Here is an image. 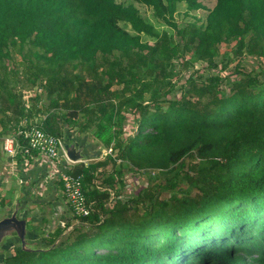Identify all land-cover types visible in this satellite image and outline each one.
<instances>
[{"label": "trees", "instance_id": "trees-1", "mask_svg": "<svg viewBox=\"0 0 264 264\" xmlns=\"http://www.w3.org/2000/svg\"><path fill=\"white\" fill-rule=\"evenodd\" d=\"M134 1L172 29L179 4L201 9L198 0ZM180 41L184 67L216 68L221 45H231L221 69L236 60L239 77L222 90L217 75L200 85L190 76L178 96L161 98L177 45L133 5L0 0V138L30 123L61 138L67 126L94 129L111 150L70 169L82 176L90 215L67 233L42 231L29 251L14 245L0 264H264V72L260 81L239 68L244 54L264 59V0H216L206 24L186 26ZM37 86L49 112L40 94L24 100ZM114 156L158 172L135 199L111 196L121 173H105Z\"/></svg>", "mask_w": 264, "mask_h": 264}, {"label": "rangeland", "instance_id": "rangeland-1", "mask_svg": "<svg viewBox=\"0 0 264 264\" xmlns=\"http://www.w3.org/2000/svg\"><path fill=\"white\" fill-rule=\"evenodd\" d=\"M115 1L117 3H120V4L125 5V6L133 5L138 10L141 18L145 22L153 25L154 28L159 33L168 34L170 36V38L172 39V41L177 45L176 47H174V45H172L173 56H172L171 64L169 67V70L172 73V77H171V79L166 80V83L170 82V84L167 85V92L168 93L163 95L164 93L160 92V94L162 95L161 98L171 99V98H175L176 96H178L182 92V89L186 84L187 78L190 76L196 77L197 80H199L197 82V85H200L201 84L200 82H202L204 79L208 78L209 76H216L217 75L221 79L224 80V83L220 86V88L222 90L227 89V87L224 85L225 81H233L239 77L237 75V73L234 72L236 60L232 61L228 65V67L221 69V68H223L222 64L227 61V58L232 57V53H231L232 46L226 45V44L221 45L220 51H219L220 54L218 57L215 58L216 68H214V67H212L206 63H203V62H198L193 67H184L183 66V62L186 61V59L188 58V54L184 53L183 50L179 46L181 44L180 32L186 26L191 25V24L196 25V26H204L206 24V21H207V16H208L209 12L211 11V9L214 7L216 0H198L199 3L201 4V9L193 11V12L186 11L185 5L179 4L177 6V11L174 14V22L176 23V26H177L176 29H172L171 27L167 26L163 22L156 19L150 8L143 6L141 4H138L134 0H115ZM121 26L126 28V26H124L123 24H121ZM142 40L144 42H148L150 45L153 44V40L151 38L143 36ZM239 68L241 69L243 76L244 75H246V76H258V77L260 76L259 77L260 81H262L263 78H262L261 74L264 72V59L254 57V56L249 55V54H244L242 56V58L240 59V67ZM34 93H36V95L40 94V98H42V100H44V103H42V106H44V110L49 112L50 108L48 109V102L45 98V94L43 93V89L40 86H37L36 89L34 90V92L31 91V93H29V94L25 93L24 100L26 101V103L28 104V100L31 98V95L32 96L34 95ZM46 111H43V113L44 112L47 113ZM135 122H136V119H135L134 113H132L130 110L125 111L124 112V123H123V125L125 128L126 136H130L131 134L134 133V130L136 128ZM66 129L69 130L67 126L64 127V130H66ZM64 130L62 131V135H63ZM93 130L94 129L86 132V134H88V141H90V142L91 141L96 142V140L94 139V136L92 135ZM72 131H76V135L78 137H83L85 135V134L79 135L77 130H72ZM8 135H10V134H7L3 138H0L1 139L0 140V151H1L0 152V158H2L1 162H0V180H1V176L3 179L6 177H10L11 180L14 182V178H12V177L16 176V173H18V170L16 168H13L12 175L7 174L8 168L10 169V167H9L10 161L7 160V156L4 154V152L2 150L3 139ZM97 144H98V142H97ZM97 144H95V145H97ZM101 148H102V151H101L102 154H101L100 160H102L105 157V155H110V154H107L108 149L103 148V147H101ZM99 150H100V148H99ZM41 160H43L41 163L43 165H45L51 172V173L47 172V174L44 175V177L46 178V181H49V179H52V177L55 178L57 176V173H58V162L53 161V160H49L46 158H42ZM112 162L115 163V165H113ZM109 163H111V164L108 165L105 173L112 174V172L114 170H116V172H117V170H120V172H121L119 175H113L114 180H115L114 181V187L112 189H110L111 196H113L115 199H117L121 202H126L129 199H135L137 194L140 192V190L142 188H144L145 186H147V184L150 182V178L156 177L158 174V172H153V171L152 172L151 171H133L127 162L118 161V160H116L115 156L113 158H111V162H109ZM6 166H8V168ZM101 178H102V176L99 175L98 180L96 181V184L98 186L104 187L101 185V181H100ZM0 192H1V186H0ZM3 194H4V192H2V195ZM7 200H9V202H7V203L10 205V208H9V206H6V204H7L6 202L0 203V220L5 218V217L10 216L11 214H15L19 219H23L22 218L23 216H22L20 210L22 208H27V206H28L23 201V199L19 198V199L14 200L13 196H11V198H8ZM52 208H55V205H53ZM58 210H62V209H58ZM46 212H47V210H46ZM63 213L61 212L59 214V216L65 217V218L69 217L71 219V221L73 219H76L72 215L71 210L69 209L68 205H66V204L64 205ZM24 220H26V219H24ZM48 221H50L49 218H48ZM27 225H28V228H30L29 230H31L33 226H31L30 223H28V222H27ZM43 229H45V226H43ZM49 229L51 230V228L49 227L47 229L46 233H48ZM10 231H13V230L8 229V230L1 233V242H2L1 244L7 242L5 245H3V247H1V250L3 253L8 251V250H12L11 248H13L14 245L19 244V241L17 238L14 242H10L16 237L13 234L12 235L9 234ZM11 236H13V237H11ZM30 240H33L32 243L35 244L36 241H39V236L37 234H28V241L30 242ZM4 254H2L0 256H4Z\"/></svg>", "mask_w": 264, "mask_h": 264}, {"label": "crops", "instance_id": "crops-1", "mask_svg": "<svg viewBox=\"0 0 264 264\" xmlns=\"http://www.w3.org/2000/svg\"><path fill=\"white\" fill-rule=\"evenodd\" d=\"M88 142L91 144H97L95 141ZM101 147L102 145L100 146L97 144V149L99 150L100 148V152L102 151ZM1 159L2 158H0V162ZM7 160L10 161H8L10 163V169L8 166H6L8 168L7 174L12 175L13 168H16L18 173H16V176L12 177L14 178V182L10 177L3 179L1 176L0 203L9 202L7 199L11 198V196H13L14 200L19 198L23 199V201L28 206L27 208H22L20 212L23 216L22 218L26 219L27 231L30 234H37L39 236V234L43 233L44 231L46 232L49 227L51 230L49 229L48 234L55 233L58 230L67 233L69 230H71L74 224H76L77 220L73 219L71 221L69 217L65 218L59 216L61 212L63 213V208L66 204L62 186L59 181L60 175L65 169V160L60 159L59 161H56L58 162L57 176L55 178L52 177V179H49V181H46L44 175L47 174V172H50V170L41 163L43 160L40 158L32 159L28 157L27 159L23 160L18 157L15 162H12V160L7 157ZM73 165L67 166V171L69 173ZM2 192H4L3 195ZM53 205H55V208H52ZM6 206H9L10 208L8 203ZM48 218L50 221H48ZM27 222L33 226L31 230H29L30 228H28ZM68 224H71V226L67 228ZM43 226H45V229H43ZM64 228L66 229L63 230ZM32 241L33 240H30V243H32ZM39 242L40 241H36L35 244H39Z\"/></svg>", "mask_w": 264, "mask_h": 264}, {"label": "built area", "instance_id": "built-area-1", "mask_svg": "<svg viewBox=\"0 0 264 264\" xmlns=\"http://www.w3.org/2000/svg\"><path fill=\"white\" fill-rule=\"evenodd\" d=\"M61 140L45 132L39 124L30 123L6 136L3 139L2 150L12 162H15L18 157L23 160L28 157L46 158L53 161L65 160V169L59 179L64 199L75 218H84L90 215L92 203L88 202L85 197L82 176L74 177L67 171V166L73 164L61 155ZM107 154H111V150H108Z\"/></svg>", "mask_w": 264, "mask_h": 264}, {"label": "water", "instance_id": "water-1", "mask_svg": "<svg viewBox=\"0 0 264 264\" xmlns=\"http://www.w3.org/2000/svg\"><path fill=\"white\" fill-rule=\"evenodd\" d=\"M61 139V155H64L70 163H88L101 159V152L97 149V145L88 142V134L78 137L76 131L66 129ZM8 229L13 230L9 234L16 236L10 242H14L17 238L22 250H31L30 247L33 245L28 241V234L30 233L27 231L26 220L19 219L15 214H11L0 220V255L5 253L2 252L1 247L7 243L1 244V233Z\"/></svg>", "mask_w": 264, "mask_h": 264}]
</instances>
